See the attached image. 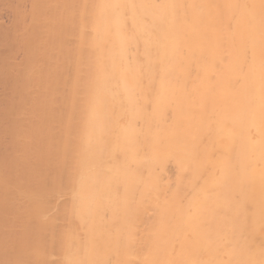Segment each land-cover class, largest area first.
Returning <instances> with one entry per match:
<instances>
[{"label": "bare ground", "instance_id": "bare-ground-1", "mask_svg": "<svg viewBox=\"0 0 264 264\" xmlns=\"http://www.w3.org/2000/svg\"><path fill=\"white\" fill-rule=\"evenodd\" d=\"M0 264H264V0H0Z\"/></svg>", "mask_w": 264, "mask_h": 264}, {"label": "rangeland", "instance_id": "rangeland-1", "mask_svg": "<svg viewBox=\"0 0 264 264\" xmlns=\"http://www.w3.org/2000/svg\"><path fill=\"white\" fill-rule=\"evenodd\" d=\"M4 14V13H3ZM1 17H2V21H6L7 20V18H6V14H5V16H3L2 14H1Z\"/></svg>", "mask_w": 264, "mask_h": 264}]
</instances>
